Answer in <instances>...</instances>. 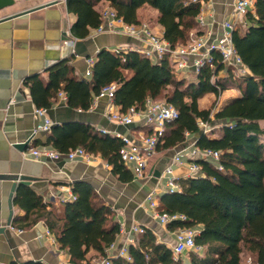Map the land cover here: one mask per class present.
<instances>
[{"label": "trees", "instance_id": "16d2710c", "mask_svg": "<svg viewBox=\"0 0 264 264\" xmlns=\"http://www.w3.org/2000/svg\"><path fill=\"white\" fill-rule=\"evenodd\" d=\"M101 1L104 0H66L68 11L76 15L71 28L74 36L84 38L101 25L96 9ZM106 1L119 18L135 25L141 24L138 10L142 6L149 3L156 7L163 37L172 48L189 42L201 12V3L192 0ZM255 11V15L247 14L250 25L245 31L233 32L236 51L250 75L237 76L213 51L212 60L201 67L197 80L188 82L176 78L169 54L153 62L137 50L116 52L104 48L96 56L91 81L73 76L69 59H63L48 68L47 84L39 77L26 82L38 107L50 108L51 99L62 89L68 105L83 110L92 107L94 95H100L104 86L116 82L119 87L115 102L122 111L133 106L142 110L149 99H163L177 108L178 117L159 137L158 151L185 142L189 134H198V148L220 152L219 165L205 159L193 160L201 167V174L177 179L181 190L160 196V213L185 216L184 220L170 222L171 230L202 225L195 242L204 253L190 252L188 264H264V0H256ZM230 87L239 88L241 95L215 112L213 118V106L199 107L198 100L205 94L213 92L219 97ZM214 120L222 123V134L213 138L201 133L199 121L211 124ZM148 133L152 135L154 130ZM48 143L61 153L82 147L100 154L120 180L134 178L121 158L124 141L92 125H54ZM72 189L76 199L55 206L29 186L19 185L14 202L26 214L15 224L24 228L43 220L62 249L70 253L72 263L83 264L90 249L103 257L107 255L106 249L116 241L121 225L91 184L77 181ZM245 255L250 257V263H245ZM111 260L112 264H186L148 228L138 235L137 244L129 246V258Z\"/></svg>", "mask_w": 264, "mask_h": 264}, {"label": "crops", "instance_id": "0c3cea01", "mask_svg": "<svg viewBox=\"0 0 264 264\" xmlns=\"http://www.w3.org/2000/svg\"><path fill=\"white\" fill-rule=\"evenodd\" d=\"M48 1L54 0H41L40 3L30 5L17 1L15 5L10 6L15 7V10L0 15V18ZM255 2L256 0L250 10L253 15L256 14ZM103 3L109 1L99 2L96 9ZM234 4L235 0L201 2L199 16L206 24L200 26L196 18L197 27L191 31V38L204 35L209 47L222 34L225 21H230L234 23L236 29L245 31L250 25L247 21L249 12L245 16H238ZM138 15L141 24H147L153 32L163 36V27L158 23L159 11L156 7L147 3L138 10ZM75 21L76 15L68 11L66 0H58L52 6L0 22V175L3 176L0 179V228L4 230L0 232V264L72 262L70 253L62 249L56 236L50 232L43 220L37 221L31 227L23 228L15 224L26 214V210L14 202L17 193V188L15 191L12 189L14 182H17V187L21 184L29 186L37 195L42 196L46 203L55 206H60L61 198L67 195L66 188H73L74 182L85 181L91 184L98 198L112 208L115 219L121 225L116 241L107 252L114 258L119 257L120 251L124 250L123 257L127 258L129 246L137 244V237L140 234L134 231V227L152 230L159 242L173 248L179 228L171 230L168 224L161 223L155 216V213L159 212L157 209L160 196L168 193L164 171L172 166V174L176 180L197 175L191 173L188 163L195 160L191 150L197 147L198 134H189L185 142L171 149L157 150L149 160L146 175L138 178L132 172L134 178L127 182L120 180L112 172V166L100 154L91 153L98 156L97 161L92 162L82 158L70 160L65 155L56 159H36L32 156L29 152L32 146L54 147L48 143L50 131L37 130L43 118L36 114L39 107L32 98L30 87L26 84L28 80L39 77L47 84L48 68L63 59H69L73 76L91 81L93 65L100 50L104 48L112 51L118 48L138 50L146 46V42L122 32L108 30L97 32L96 28H92L89 35L84 38L76 37L71 31ZM88 71L91 73L88 74ZM127 73L132 74L131 71ZM250 74L251 71L246 67V75ZM175 76L188 82L197 80L190 65L188 69L175 73ZM240 95L239 88L230 87L219 97L213 92L205 94L198 100V104L201 109H208L218 99L220 106L216 109L217 112ZM51 100V107L46 109L53 126L89 124L113 136L129 135L136 139L148 135L151 129L144 118L138 115L129 126L110 120L107 116L110 102L107 96L94 95V102L89 110L70 107L67 103V94L62 89ZM118 107L121 109L120 105ZM220 131L222 134V130ZM206 134L213 138L219 137L215 134ZM177 155H182L181 162L174 163ZM156 171L160 172L159 176L155 175ZM20 176H30L33 179L20 180ZM150 194H153L155 207L151 205ZM11 197L12 207L9 201ZM201 229L202 225L195 227L197 233ZM199 252L203 254L204 250L200 249ZM186 254L189 253L182 255V258L188 264L189 257L185 256ZM102 258L98 251L90 249L83 264H94Z\"/></svg>", "mask_w": 264, "mask_h": 264}, {"label": "built area", "instance_id": "2783aa9c", "mask_svg": "<svg viewBox=\"0 0 264 264\" xmlns=\"http://www.w3.org/2000/svg\"><path fill=\"white\" fill-rule=\"evenodd\" d=\"M194 2H203L204 0H192ZM254 0H235L234 8L238 16H245L253 7ZM102 23L95 30L97 32L102 31H115L122 32L124 34L133 36L146 42V46L140 47L137 51L149 58L153 62L160 61L164 55L169 54L171 61L174 64L175 73L181 70L188 69L189 65L193 67L194 73L198 76L201 67L212 60V52L216 51L220 54L222 62L228 67L232 66L233 71L237 76L246 75V65L243 63L240 55L237 53L234 41L233 32L235 31L234 23L225 21L223 23V31L218 40L207 47L206 38L204 35L193 36L187 44L179 45L172 48L163 36L153 32V30L147 24H128L119 18L116 11L107 6L101 10ZM198 23L200 26H205V21L198 15ZM120 24V25H118ZM123 49H115L119 51ZM131 50V49H130ZM136 50V49H132ZM127 51V50H124ZM192 58V59H191ZM191 61V64H190ZM91 71H88L90 74ZM119 84L112 82L101 89L100 96H107L110 100L107 116L110 120L117 124L129 126L131 125L135 117L142 116L145 122L151 126L154 130L152 135H146L140 139H136L129 135L118 134L124 141L120 153L121 158L127 168H129L133 174L138 177H144L148 171V164L150 158L157 151V144L159 137L164 132L166 126L174 121L178 117V110L174 105L168 104L165 101L151 100L149 99L146 106L142 110L136 109V107H130L126 111H122L115 102L116 91ZM60 95L64 96L63 93ZM65 97V96H64ZM36 114L43 118V121L38 125L37 130L49 132L53 126V122L47 114L46 108H37ZM201 126H204L205 132L208 130L207 123L199 121ZM29 152L36 159H56L61 155H65L66 158L74 160L82 158L87 162L97 161L98 156H95L87 152L82 147H77L70 150L68 153H61L58 150L51 147H34L29 149ZM193 158L205 159L209 162L219 165L220 152L213 149H200L195 147L191 150ZM182 155H177L174 158L175 162H181ZM191 173L201 174V167L194 161L188 163ZM173 168L169 166L165 169V180L168 192L180 191L181 187L177 183V180L172 174ZM66 196L61 198L62 202L73 201L76 199V195L72 192L71 187L66 188ZM151 205L155 207L153 194L149 195ZM155 216L163 224H169L175 220H184L185 216L182 214H168L156 212ZM135 232L142 233L145 231L143 227H134ZM197 231L192 228H179L176 232V243L172 250L176 256H182L185 253L199 252L201 247L195 242ZM108 248L106 249V256L96 261L94 264H112V257L108 254ZM124 250L120 251L119 256L123 257ZM129 258V257H127ZM65 264H74L72 262Z\"/></svg>", "mask_w": 264, "mask_h": 264}, {"label": "water", "instance_id": "95a60500", "mask_svg": "<svg viewBox=\"0 0 264 264\" xmlns=\"http://www.w3.org/2000/svg\"><path fill=\"white\" fill-rule=\"evenodd\" d=\"M57 2H58V0L48 1V2H46L44 4H40V5H37V6H33V7H30V8H27L25 10H22V11L14 13V14H10L8 16H5L3 18H0V22L7 21V20H10V19H12L14 17L25 15V14H28L30 12H34L36 10L42 9V8H46V7L52 6L53 4H55ZM16 3H17V0H0V10H3V9L8 8L10 6H13ZM201 133H204V131L202 130ZM155 175L159 176L160 172L156 171ZM1 178H3V176L0 175V179ZM19 179L20 180H31L33 178L30 177V176H20ZM17 185H18L17 182H14L13 188H12L14 191L17 188ZM9 201H10V206L12 207V197L10 198ZM11 217H12V213L10 214V217L8 219L9 223L11 221ZM3 231H4L3 228H0V232H3Z\"/></svg>", "mask_w": 264, "mask_h": 264}, {"label": "rangeland", "instance_id": "374dc122", "mask_svg": "<svg viewBox=\"0 0 264 264\" xmlns=\"http://www.w3.org/2000/svg\"><path fill=\"white\" fill-rule=\"evenodd\" d=\"M18 3H21V4H35V3H40L41 0H17ZM110 3H103V5L97 9L100 13H101V10L107 6H109ZM15 10V7H8L6 9H3V10H0V15H5L7 13H11L12 11ZM160 101H164L163 99H161ZM213 106V114H212V118L214 117V112L216 111V109L220 106V100H216L212 103L211 107ZM210 107V108H211ZM221 122L217 121V120H214L211 124H207V131L206 133L208 134H215L217 136H220L221 135ZM202 130L205 132L204 130V126H202ZM185 256H188L189 257V254H186ZM244 261L245 263H250L251 262V259L250 257H248V255H245L244 256Z\"/></svg>", "mask_w": 264, "mask_h": 264}]
</instances>
